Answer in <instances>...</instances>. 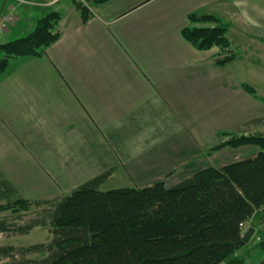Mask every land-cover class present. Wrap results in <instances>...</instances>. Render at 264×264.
Masks as SVG:
<instances>
[{
	"label": "crops",
	"instance_id": "obj_1",
	"mask_svg": "<svg viewBox=\"0 0 264 264\" xmlns=\"http://www.w3.org/2000/svg\"><path fill=\"white\" fill-rule=\"evenodd\" d=\"M31 2L17 6L0 43L26 36L51 11L60 12V37L0 75V171L19 192L37 172L47 188L95 178L100 190L171 187L214 167L205 154L213 138L263 121L264 106L244 85L256 94L264 84V0H109L88 7L85 22L74 0ZM11 3L2 0L0 14ZM190 14L228 27L234 59L218 66V48L184 37ZM249 151L258 149L221 150L215 167ZM22 170L30 176L10 180Z\"/></svg>",
	"mask_w": 264,
	"mask_h": 264
},
{
	"label": "trees",
	"instance_id": "obj_2",
	"mask_svg": "<svg viewBox=\"0 0 264 264\" xmlns=\"http://www.w3.org/2000/svg\"><path fill=\"white\" fill-rule=\"evenodd\" d=\"M77 7L85 22L89 10L82 4ZM188 20L190 26L183 35L197 49L218 48L213 60L218 66L234 59L226 25L213 15L190 14ZM59 21L60 12L51 11L36 20L29 34L0 45L4 56L0 75L10 59L41 56L60 37ZM201 21L212 24L195 25ZM244 89L256 97L251 87L244 85ZM221 138L210 151L253 145L258 152L219 168L200 170L171 187L158 181L144 188L100 190L101 178H95L39 219L13 228L6 218L0 219V233L25 235L35 227L49 226L51 234L47 243L0 246L1 264H242L233 256L241 248L238 242L244 225L257 211L264 224V132L239 136L222 132ZM3 189L0 183V197L3 191H13L7 186ZM19 203L24 201L10 205ZM259 246H264V240ZM34 254L44 256L31 258Z\"/></svg>",
	"mask_w": 264,
	"mask_h": 264
},
{
	"label": "rangeland",
	"instance_id": "obj_3",
	"mask_svg": "<svg viewBox=\"0 0 264 264\" xmlns=\"http://www.w3.org/2000/svg\"><path fill=\"white\" fill-rule=\"evenodd\" d=\"M12 3L7 9H14V11L17 9L18 5H24V6H29L32 5L33 3L31 0H11ZM76 6L79 4H82L85 6L87 9L88 7H91L94 5L93 0H74ZM78 8V7H77ZM16 12V11H15ZM14 12V15H15ZM14 15L12 18V22L14 20ZM11 22V23H12ZM212 23L210 22H197L195 25L198 27H203V26H208L211 25ZM7 29L4 30L3 32L6 33ZM9 42V41H7ZM0 43V45L5 44ZM4 58L2 54H0V61ZM12 59L8 62V66L10 64ZM261 71L264 72V63L261 65ZM258 93H256V98L260 100V103L264 106V102L262 101V98H264V84L258 82ZM262 109V110H261ZM260 113L262 114V119L263 121L261 122L258 130L257 131H251L247 132L245 134L237 133V135H251L255 133H260L264 132V109L261 108ZM230 132V131H229ZM222 142L221 136L215 137L211 140L210 145L217 146ZM217 143V145H216ZM209 148L208 150L205 151V154L207 155V158H209L210 162L213 163V166H218L221 164H217L218 160H221L220 155L224 153H218L221 150H224L226 148L228 149H236V148H241L240 147H223L219 150L216 151H210L212 148ZM252 147L253 145H246ZM254 148V147H253ZM208 151H210L208 153ZM252 151H249L246 153L244 156H241L243 158H247L248 156H251ZM229 153V152H228ZM240 153V152H239ZM229 158H226L223 160L221 163L225 162H231L233 161V156L229 155ZM205 156L203 157H198V162H200L203 159H207ZM212 167V166H211ZM210 168V167H208ZM206 169V168H205ZM203 170V169H202ZM200 171V170H199ZM198 172V171H197ZM2 173L0 171V183L4 184V189L6 190L5 187H9L10 189L12 188L13 191L10 192L8 191H3L2 196L0 197V219L6 218L8 224L10 225V228H13L15 224H26L30 222L31 220H36L41 218L44 214V212H50L53 210L54 205L60 202L63 197L71 194L77 187L81 186L83 183H66V187H64L65 183L61 182V180H58V184H61L63 187L62 188H57L55 186H52L53 188H47L46 183L42 181L40 178H43L38 172L36 173L37 177H32L34 178L32 185V188L36 186L35 189H32L31 186L28 188L29 191L24 188L25 186H22L21 183H17V188L21 191L19 192L15 187L12 185V182L8 180L7 175ZM30 176V172L22 170L21 172H17L14 176L10 178V180H13L16 177L26 179ZM47 183L50 184L49 180L44 179ZM69 184V185H68ZM68 185V187H67ZM71 185H76L75 188H70ZM78 185V186H77ZM108 189V188H105ZM103 189V190H105ZM25 191V195H22V191ZM29 193L30 195L26 194ZM18 200L24 201V203H19L15 206L12 207L13 202H16ZM41 202V206H36L34 203L35 202ZM31 202V204H30ZM261 212L257 211L254 216L244 225L243 228V233H245L249 228H255L256 231L254 235L251 237L249 242L242 246L238 251L234 254L233 259L240 258L239 261H242V264H262L264 260V246H259V244L264 240L263 237V232H264V224L261 221ZM50 227L49 226H38L33 228L28 234L25 235H18V234H13L11 232L8 233H0V246H5V245H13L16 247H25L33 244H39V243H47L51 239V234L49 232ZM44 254H34L31 255V258H41L43 257ZM2 262H0L1 264Z\"/></svg>",
	"mask_w": 264,
	"mask_h": 264
},
{
	"label": "built area",
	"instance_id": "obj_4",
	"mask_svg": "<svg viewBox=\"0 0 264 264\" xmlns=\"http://www.w3.org/2000/svg\"><path fill=\"white\" fill-rule=\"evenodd\" d=\"M1 1L2 0H0V3H1ZM14 12H15L14 9H10V10L7 9L6 12H4L3 14H0V35L11 24Z\"/></svg>",
	"mask_w": 264,
	"mask_h": 264
},
{
	"label": "water",
	"instance_id": "obj_5",
	"mask_svg": "<svg viewBox=\"0 0 264 264\" xmlns=\"http://www.w3.org/2000/svg\"><path fill=\"white\" fill-rule=\"evenodd\" d=\"M255 233V229L254 228H249L243 235L241 240L238 242V246L242 247L245 244H247L249 242V240L251 239V237L254 235Z\"/></svg>",
	"mask_w": 264,
	"mask_h": 264
},
{
	"label": "bare ground",
	"instance_id": "obj_6",
	"mask_svg": "<svg viewBox=\"0 0 264 264\" xmlns=\"http://www.w3.org/2000/svg\"><path fill=\"white\" fill-rule=\"evenodd\" d=\"M4 37V36H3ZM17 38V37H16ZM1 41V40H0Z\"/></svg>",
	"mask_w": 264,
	"mask_h": 264
}]
</instances>
